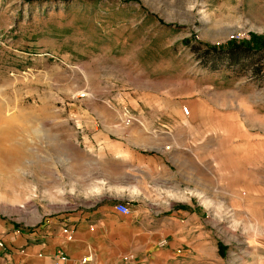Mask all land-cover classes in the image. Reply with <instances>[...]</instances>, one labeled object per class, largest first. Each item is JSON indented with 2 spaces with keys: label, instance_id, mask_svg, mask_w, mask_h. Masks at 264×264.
<instances>
[{
  "label": "rangeland",
  "instance_id": "374dc122",
  "mask_svg": "<svg viewBox=\"0 0 264 264\" xmlns=\"http://www.w3.org/2000/svg\"><path fill=\"white\" fill-rule=\"evenodd\" d=\"M254 34L264 0H0V235L104 236L120 202L151 229L197 202L200 264H264V47L237 46Z\"/></svg>",
  "mask_w": 264,
  "mask_h": 264
},
{
  "label": "crops",
  "instance_id": "0c3cea01",
  "mask_svg": "<svg viewBox=\"0 0 264 264\" xmlns=\"http://www.w3.org/2000/svg\"><path fill=\"white\" fill-rule=\"evenodd\" d=\"M125 156H129V153H117L118 158L125 159ZM132 156L143 157L137 151H132ZM138 164L141 165L140 162ZM190 171L196 173V166L190 165ZM97 182L110 183L102 176ZM120 182L124 188V181L121 179ZM196 204H188L190 208H186L191 211L187 210L184 218L173 214L167 219H158L157 226L151 229H143V219L146 215L122 214L114 206L113 212L107 211L100 216V229L104 230V236L94 237L86 223H74V240L70 242L63 241L61 236H51L52 240H45L48 231L44 224L34 232H23L20 235H13L10 227L5 228V236L0 235V239H4L8 248L0 251V264H53V255L58 246L67 248L70 264H112L115 258L119 264H123L124 256L120 254L126 233L120 219L134 217L137 219L136 228L129 231L135 234L131 252L136 255L139 264H200L205 259V247L212 246L214 249L215 243L214 231H206L203 228V222L195 208ZM86 254L91 256L85 262ZM103 254L110 256L103 258Z\"/></svg>",
  "mask_w": 264,
  "mask_h": 264
},
{
  "label": "built area",
  "instance_id": "2783aa9c",
  "mask_svg": "<svg viewBox=\"0 0 264 264\" xmlns=\"http://www.w3.org/2000/svg\"><path fill=\"white\" fill-rule=\"evenodd\" d=\"M237 37H239V36H237ZM185 111L188 112V109L185 108ZM115 209L122 214H130L132 207L128 203L120 202V203L115 205ZM64 231L68 234L67 235L68 239L72 240L74 237L72 231L69 228H65ZM0 244L2 245L1 241H0ZM69 259H70L69 255L66 252L59 251L56 254L54 264H70ZM123 259H124L123 264H139V262L137 261V258L134 255H126L123 257ZM85 260H87V259L85 258L84 261Z\"/></svg>",
  "mask_w": 264,
  "mask_h": 264
},
{
  "label": "trees",
  "instance_id": "16d2710c",
  "mask_svg": "<svg viewBox=\"0 0 264 264\" xmlns=\"http://www.w3.org/2000/svg\"><path fill=\"white\" fill-rule=\"evenodd\" d=\"M237 46L238 47H246V48H250V49L262 48V47H264V38L263 37H256V35L254 34L252 36L251 40H246L242 43H239Z\"/></svg>",
  "mask_w": 264,
  "mask_h": 264
}]
</instances>
